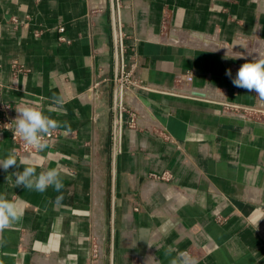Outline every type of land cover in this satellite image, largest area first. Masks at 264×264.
Returning <instances> with one entry per match:
<instances>
[{
	"label": "crops",
	"instance_id": "1",
	"mask_svg": "<svg viewBox=\"0 0 264 264\" xmlns=\"http://www.w3.org/2000/svg\"><path fill=\"white\" fill-rule=\"evenodd\" d=\"M262 54L264 0H0V105L61 123L40 155L64 184L16 187L23 165L0 167V194L24 210L0 264H169V245L264 264V120L224 105L264 104L232 83ZM121 56L147 88L120 87ZM187 71L202 95L173 92ZM14 147L1 130L0 159Z\"/></svg>",
	"mask_w": 264,
	"mask_h": 264
},
{
	"label": "clouds",
	"instance_id": "2",
	"mask_svg": "<svg viewBox=\"0 0 264 264\" xmlns=\"http://www.w3.org/2000/svg\"><path fill=\"white\" fill-rule=\"evenodd\" d=\"M238 58H243L242 54L236 57ZM225 74L232 77L231 69H227ZM232 83L249 92L254 91L264 99V54L243 63L238 68ZM52 103L57 108H61L65 103L64 97L54 96ZM15 109L18 115L9 123L14 125L13 135L23 140L35 152L18 160L16 150L12 149L5 158L0 159V167L7 171L10 167L18 168L23 165L22 172L12 173L16 187L23 186L25 189L40 193L51 187L56 192H60L64 187L60 172L55 167L44 169V157L40 153L49 147L47 137L60 128L61 123L45 114L35 102H23ZM37 168L42 170L37 172ZM60 201L61 197H57L56 203L59 204ZM23 213L24 210L15 200L9 199L5 194H0V234L19 222ZM172 253H176L175 256H172ZM165 255L171 257L169 264H199L198 259L188 250L180 251L171 245L166 249Z\"/></svg>",
	"mask_w": 264,
	"mask_h": 264
},
{
	"label": "built area",
	"instance_id": "3",
	"mask_svg": "<svg viewBox=\"0 0 264 264\" xmlns=\"http://www.w3.org/2000/svg\"><path fill=\"white\" fill-rule=\"evenodd\" d=\"M64 27H61L60 30H64ZM119 46L122 50V40L119 42ZM120 74L118 77V84L122 89H130L133 85L141 88H147V86L143 85L142 82L135 79L132 75V72L128 70L127 63L123 56H121L120 64ZM194 80V74L191 71H187L184 74L179 76V79L177 81V84L175 85V89L173 92L179 91L181 94H187V95H195L192 90V83ZM177 93V92H176ZM225 107L229 109V111L235 112L238 115L241 116H254L257 119L264 120V104H256V105H242L237 103H230L225 102ZM122 110L123 106H121ZM1 115H0V131L1 130H8L10 131L11 138L14 142V149L16 150V153L18 155H25V154H31L35 152L33 148L28 146L23 140H21L19 137H16L13 135V129L14 125L9 124L14 119L15 116L13 114L12 105L5 103L0 105ZM54 137V132L51 133L47 137L48 143L51 141V139ZM94 252L97 256L101 255V246L99 244V240L94 245Z\"/></svg>",
	"mask_w": 264,
	"mask_h": 264
},
{
	"label": "water",
	"instance_id": "4",
	"mask_svg": "<svg viewBox=\"0 0 264 264\" xmlns=\"http://www.w3.org/2000/svg\"><path fill=\"white\" fill-rule=\"evenodd\" d=\"M113 5L115 6V3L114 1H112ZM195 95H202L200 92H194ZM111 258H113V249H112V252H111Z\"/></svg>",
	"mask_w": 264,
	"mask_h": 264
},
{
	"label": "rangeland",
	"instance_id": "5",
	"mask_svg": "<svg viewBox=\"0 0 264 264\" xmlns=\"http://www.w3.org/2000/svg\"><path fill=\"white\" fill-rule=\"evenodd\" d=\"M107 260L109 259V246H110V240H109V242H107Z\"/></svg>",
	"mask_w": 264,
	"mask_h": 264
}]
</instances>
